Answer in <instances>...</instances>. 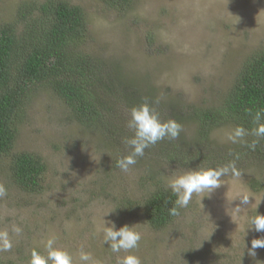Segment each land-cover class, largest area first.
Wrapping results in <instances>:
<instances>
[{"label": "rangeland", "instance_id": "rangeland-1", "mask_svg": "<svg viewBox=\"0 0 264 264\" xmlns=\"http://www.w3.org/2000/svg\"><path fill=\"white\" fill-rule=\"evenodd\" d=\"M24 1L37 0H0V23L13 21ZM68 1L83 8L93 36L88 48L95 52L91 55L107 92L119 96L116 103L134 106L147 98L162 120L184 122L193 110L220 104L244 57L264 48V0H131L127 9L111 8L102 0ZM51 96L42 90L30 96L13 146L0 156V184L7 189L0 198V230H7L12 240L10 251H0V264H30L31 250L44 253L51 237L76 264H82L81 248L99 264H117V257L128 253H113L103 243V216L117 228L133 225L141 233L132 252L142 264H264V248L256 249L254 257L248 255L251 240L264 236L246 229L256 207L264 214V163L252 161L250 152L240 160L239 178L229 174L213 192L193 194L189 206L161 229L151 228L132 212L126 218L119 213L120 198L143 200L148 192L141 181L144 175L167 185L189 169L235 161L239 143L227 139L236 127L233 123L212 130L210 141L225 149L221 154L213 151L206 164L193 158L194 146L183 147L176 161L145 149L123 172L116 161L131 152L125 143L130 130L126 127L123 132L129 135L113 140L104 128L83 129ZM185 122L181 147L196 137L195 123ZM22 151L44 163L40 188L33 193L16 188L8 175L9 159ZM241 194L249 195L251 204L237 214L234 208L240 201L235 199ZM14 225L22 229L20 235L12 231Z\"/></svg>", "mask_w": 264, "mask_h": 264}, {"label": "trees", "instance_id": "trees-1", "mask_svg": "<svg viewBox=\"0 0 264 264\" xmlns=\"http://www.w3.org/2000/svg\"><path fill=\"white\" fill-rule=\"evenodd\" d=\"M102 1L111 8L127 9L132 6L131 0ZM87 27L83 9L68 0L24 1L17 6L13 21L0 23V156L7 155L13 146L19 118L36 90L48 92L51 98L59 99L69 116L83 129L95 131L104 128V133L113 140L122 134L129 135L123 131L129 119L128 110L134 104L129 101L116 103L119 96L107 92L109 88L105 82L103 86V74L91 55L95 52L88 48L93 36L89 37ZM244 58L220 104L193 110L190 113L192 116L178 122L181 125L187 120L195 123L194 139H188V144L181 147L180 142L186 139L180 133L175 140L164 139L150 146L148 153L176 161L183 147L194 146L196 153L193 158L206 164L213 151L221 154L225 149H217V143L210 141L212 130L220 123H233L249 132L248 140L239 143L240 154L235 159L237 169L242 157H249L246 152L252 154V161L263 164L264 138H257L251 133L257 126L253 122L256 113H264V48ZM130 132L131 137L133 133ZM256 140L255 147H249ZM7 168L16 188L26 193L39 190V177L44 170L39 156L17 152L9 159ZM141 181L148 188L143 200L137 202L120 198L119 213L126 218L132 212L143 218L151 228L161 229L176 217L170 216L167 210L176 196L159 178L144 175ZM251 185L255 186V183Z\"/></svg>", "mask_w": 264, "mask_h": 264}, {"label": "clouds", "instance_id": "clouds-1", "mask_svg": "<svg viewBox=\"0 0 264 264\" xmlns=\"http://www.w3.org/2000/svg\"><path fill=\"white\" fill-rule=\"evenodd\" d=\"M262 119H264V113L260 111H258L253 118V122L257 126L252 129L251 134L257 138H264V123H261ZM127 127L133 133L130 138L125 140V143L130 146L131 152L116 161V166L123 172H128L130 167L136 164L137 157H142L145 149L154 146L157 142L164 139L175 140L182 131V125L177 121L173 119L162 120L159 113L149 104L147 98L139 105L130 108ZM248 134L249 132L247 129L242 126H237L227 135V139L234 144L244 143V138ZM256 143H258V140L253 141L249 147L254 148ZM229 174L236 178L242 175L237 169L234 160L221 167L189 169L171 177L168 180L167 188L176 196V200L173 202V205L167 209L169 215L179 216L180 209L189 206L193 194L199 195L205 192L208 194L213 192L223 185L222 177ZM6 195L7 189L3 184H0V198ZM250 198L251 197L247 194H241L235 199L240 201V205L234 208L237 214L251 204ZM116 209L117 208L114 210ZM107 214H105V216ZM103 217V243L108 244L113 253H120L122 250L128 253L122 257L118 256L117 264H142L139 256L132 252V250L137 249L139 246V242L142 238L141 233L137 231L133 225H122L117 228L114 221H105ZM246 229H252L257 233H264V214H258L257 207L255 215L248 218V227ZM12 231L20 235L22 229L14 225ZM11 248L12 240L9 232L7 230H0V251H10ZM44 248V253H41L35 248L31 250L30 264H76L73 255L68 250L57 246L55 237L48 238L44 243ZM258 248H264V236L251 240V247L248 249V255L254 257L256 255L255 250ZM79 261L82 262V264H99V261H95L92 255L85 252L83 248H81L79 253Z\"/></svg>", "mask_w": 264, "mask_h": 264}]
</instances>
